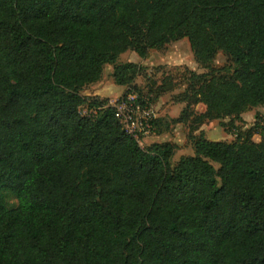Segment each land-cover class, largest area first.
I'll list each match as a JSON object with an SVG mask.
<instances>
[{
  "label": "trees",
  "instance_id": "16d2710c",
  "mask_svg": "<svg viewBox=\"0 0 264 264\" xmlns=\"http://www.w3.org/2000/svg\"><path fill=\"white\" fill-rule=\"evenodd\" d=\"M183 39L205 72L148 87L183 82L172 124L237 128L264 107V0H0V264H264V126L191 133L195 155L173 165L177 144L142 148L108 99L82 94L111 65L145 103L147 67L119 57Z\"/></svg>",
  "mask_w": 264,
  "mask_h": 264
},
{
  "label": "rangeland",
  "instance_id": "374dc122",
  "mask_svg": "<svg viewBox=\"0 0 264 264\" xmlns=\"http://www.w3.org/2000/svg\"><path fill=\"white\" fill-rule=\"evenodd\" d=\"M118 61L120 63L133 62L148 65L146 66V75L138 77L136 85L142 91L143 98L150 104L157 119L162 120V122H160L161 126L156 133L145 137L140 146L142 148H147L154 143L164 142L177 144L178 150L172 160L173 165H175L182 156L195 155L192 143L189 140V135L191 133L199 135L200 131H203L204 136L209 140L233 142L236 140V135L239 130L246 131L256 124L264 126V107L253 108L246 112L243 118L244 123H236L237 128H233L229 125V118L207 122L196 132L190 131V124H172L171 120L179 117L186 106L185 103H177L174 101L175 95H178L185 90L183 82L179 79L180 84L177 90L160 97L151 94L149 88L153 86L154 82L160 84L163 79L162 73L180 75L183 73L184 67H188L197 73L205 72V70L200 68L196 63L188 39L171 43L160 51L153 50L151 51L149 58L144 61L133 51L123 53ZM229 64L228 57L222 52L217 55L216 60L214 61V66L217 68ZM112 73L113 66L107 65L104 69L102 79L98 83L86 87L82 94L91 98L98 97L102 100L108 99L110 105L121 100L127 89L115 84ZM194 110L197 114H200L206 110V107L203 104H200L195 106ZM82 114L89 116L92 115L93 112H91L88 107H83ZM253 139L256 142H259L261 136L254 135ZM9 203L10 205H14L17 201L11 197Z\"/></svg>",
  "mask_w": 264,
  "mask_h": 264
},
{
  "label": "built area",
  "instance_id": "2783aa9c",
  "mask_svg": "<svg viewBox=\"0 0 264 264\" xmlns=\"http://www.w3.org/2000/svg\"><path fill=\"white\" fill-rule=\"evenodd\" d=\"M116 109V118L124 130L134 137L139 144L145 137L153 135L157 131V117L150 104L140 102L136 93H130L126 97L113 103ZM93 114L96 110H92Z\"/></svg>",
  "mask_w": 264,
  "mask_h": 264
},
{
  "label": "crops",
  "instance_id": "0c3cea01",
  "mask_svg": "<svg viewBox=\"0 0 264 264\" xmlns=\"http://www.w3.org/2000/svg\"><path fill=\"white\" fill-rule=\"evenodd\" d=\"M152 51H153V50H152ZM147 59H148V58H147ZM144 60H146V59H143V61H144ZM139 64H140V63H139ZM141 65L148 66V65H145V64H142V63H141ZM123 88H125V87H123ZM123 90H124V89H123ZM244 114H246V113H244ZM244 114H243V116H242L243 118H244Z\"/></svg>",
  "mask_w": 264,
  "mask_h": 264
}]
</instances>
